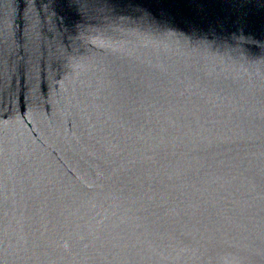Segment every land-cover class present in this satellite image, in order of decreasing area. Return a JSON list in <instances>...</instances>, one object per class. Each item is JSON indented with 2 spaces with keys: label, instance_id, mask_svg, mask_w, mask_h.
Wrapping results in <instances>:
<instances>
[{
  "label": "water",
  "instance_id": "water-1",
  "mask_svg": "<svg viewBox=\"0 0 264 264\" xmlns=\"http://www.w3.org/2000/svg\"><path fill=\"white\" fill-rule=\"evenodd\" d=\"M0 264H264V0H0Z\"/></svg>",
  "mask_w": 264,
  "mask_h": 264
}]
</instances>
